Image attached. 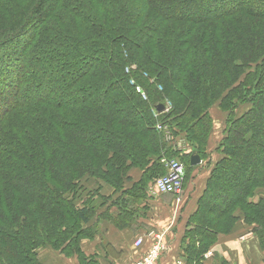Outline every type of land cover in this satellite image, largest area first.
Masks as SVG:
<instances>
[{
    "label": "trees",
    "instance_id": "16d2710c",
    "mask_svg": "<svg viewBox=\"0 0 264 264\" xmlns=\"http://www.w3.org/2000/svg\"><path fill=\"white\" fill-rule=\"evenodd\" d=\"M196 1L36 0L0 37V264H41L38 249L47 246L80 256L95 195L82 187L84 176L118 190L129 167L143 169L145 180L164 174L167 156L184 164L186 177L190 156L206 157L200 145L217 100L230 111L222 158L189 220L183 260L228 264L203 259L238 213L255 224L264 251V0H199L200 12ZM260 57V68L233 87L242 65ZM130 63L136 70L126 73ZM165 99L171 108L158 119L190 143L189 153L179 156L154 128L153 110ZM142 186L122 193L137 199Z\"/></svg>",
    "mask_w": 264,
    "mask_h": 264
},
{
    "label": "crops",
    "instance_id": "0c3cea01",
    "mask_svg": "<svg viewBox=\"0 0 264 264\" xmlns=\"http://www.w3.org/2000/svg\"><path fill=\"white\" fill-rule=\"evenodd\" d=\"M218 146L219 142L215 148L217 151L215 156L214 152H209L211 151L209 148L207 158H199L198 164L190 165L185 180H183V194L179 203L172 195L153 194L148 188L155 177L145 180L143 169L135 166L127 169L121 181V188L118 190H115L116 187L110 183L98 180L97 185L92 188L95 193L92 200L94 202L93 211L88 221L81 224L84 235L77 240L80 256L68 257L61 251L56 255L50 252V257L40 260L41 263L132 264L149 249L154 242V235L159 234L167 243V250L157 264H185L182 253L183 237L189 220L197 208L199 197L204 191L206 180L215 163L222 158ZM180 154L183 155L184 152L181 151ZM92 181L95 184V180L92 179ZM141 184L143 186L139 191L140 197L137 199L129 195L125 197V193H122V191L131 192ZM100 196L109 198L106 201L103 200L104 202L97 201ZM218 235L207 250L214 257L209 259L208 255L206 263L214 261L215 255L212 253V248L217 247L227 251L226 236L224 237L221 233ZM249 237V240L242 244L245 252L248 250L256 252V255L261 256V261H257L256 264H261L263 251L259 240L256 239L257 237L256 240H253V236ZM139 238L142 242L136 246L135 240ZM242 252L240 249L241 256Z\"/></svg>",
    "mask_w": 264,
    "mask_h": 264
},
{
    "label": "rangeland",
    "instance_id": "374dc122",
    "mask_svg": "<svg viewBox=\"0 0 264 264\" xmlns=\"http://www.w3.org/2000/svg\"><path fill=\"white\" fill-rule=\"evenodd\" d=\"M35 1L36 0H1V3H0V37L5 36V34H8L9 31L13 30L14 28L18 27L21 24L25 15L29 14V11L31 10V6L33 4H35ZM199 2L200 1L197 0L196 2L191 4L192 9L196 10V12H198L199 10H202V8L205 7L204 2H202L200 4H199ZM232 2H235V0H232ZM2 5L4 8H2ZM206 7H207V9H210V5L209 6L206 5ZM208 12L211 13V15H212V14L216 13L217 11L216 10H214V11L209 10ZM241 20H242V22H244L243 19H241ZM244 23H247V22H244ZM259 24L261 25V27H264V23H259ZM262 37H264V36L261 35L260 38H262ZM262 40H264V38H262ZM19 54H21V52ZM15 56L17 57L18 54L16 53ZM3 57L4 56H2V54L0 53V63L3 62V59H4ZM262 58L263 57L258 58L257 62L251 61V62H249V64L242 65L243 67H241L239 70L240 71L239 76H238L237 80H235V82H233L232 86L235 87V85H238L241 87V85H243L242 82L244 80L247 81V78H246L247 74H250L251 72L255 71L258 67L260 68L259 64L262 62ZM242 64H244V63H242ZM262 65H263V63H262ZM135 68H136V65L133 63L132 64L130 63V64L125 66L124 71L126 72V69H130V70L135 71L136 70ZM126 73H128V72H126ZM142 75L144 77L148 76L146 72H142ZM130 79H133V81H135V83H137L135 78L131 77ZM148 79L150 80V82H152L154 80L158 84V87H157L158 90L163 92L162 86L164 87V85H161L153 77H149ZM136 85H139L141 87V85L138 83ZM159 86H161V87L159 88ZM243 89H244V87H243ZM141 90L143 91L142 87H141ZM144 96H146L145 92H144ZM164 102L166 103V102H170V101L168 99H165ZM239 103L240 104L236 105L233 108L234 110H232L233 113H235L237 116L244 113L250 106L249 105L250 102L247 98L245 99V101H243V100L239 101ZM208 110H209V114L211 117L210 118L211 123H207V125H206V126H209V128H206V130H209V135L206 139L207 144L204 145L205 143L203 142L200 145V147L204 146L206 148L205 149L206 150V152H205L206 158L208 156V149L209 148L211 149V151H209V152H214V156L217 154V151L215 148H216L217 143L219 142V144H221V141L224 138L225 128L227 126V118L229 117V114H230V111L227 110L225 107L219 106L218 100L216 102H214V104ZM24 113H25V111L22 112L21 114H24ZM157 120H159L158 117H157ZM260 134H261V130H260ZM202 141L203 140H201L199 142H202ZM183 144H184V148L182 149V151L189 153L191 150L190 143H187L185 141V142H183ZM193 155H195V154H193ZM92 179H94V178H91L88 176H84L81 179L82 187L86 188L87 192H89V193L91 191H93L92 188L94 187V185H97V180L94 179L95 180V184H94V181H92ZM85 194H86V191L84 189V191L81 192V195H85ZM216 199L213 195V201L215 203H220V202H217ZM32 203L29 204L30 209L33 207ZM238 215H239V218L238 219L236 218L235 221L231 222V226L228 228L226 233H221L224 237L226 236L227 245L225 248L227 249V251H224L222 249L220 250L216 247V249L212 248V253L215 255L216 259L222 260V261L226 260V263H228V264H245V262H248V261H249L248 264H256V263H258L257 261H261L260 260L261 256L256 255V252H254L253 250H248L245 252V249H244L245 247L242 245L244 241L246 242L247 240H249L248 239V238H250L249 236H253V240L256 238V235L252 231V228H253V226H255V224H251V223H248L247 221H245L242 214L238 213ZM249 243L251 244V241H249ZM70 246H71V244H70ZM67 248L68 249H66L65 254L68 257H72V255L75 256L77 254V252H75L74 250L71 249L73 247H67ZM240 249H242V251H243L242 256L240 255ZM50 252H53V254L56 255V254H59L60 249H53L51 246L39 248L38 249L39 260L42 261L45 258L50 257L49 256V255H51ZM165 252L163 253V255L165 254ZM262 253H263V257H262V260H263L264 251ZM223 255L226 256L227 258L224 257ZM213 257L214 256L209 255V259L210 258L212 259ZM205 260H206V257L204 256L203 261H205Z\"/></svg>",
    "mask_w": 264,
    "mask_h": 264
},
{
    "label": "built area",
    "instance_id": "2783aa9c",
    "mask_svg": "<svg viewBox=\"0 0 264 264\" xmlns=\"http://www.w3.org/2000/svg\"><path fill=\"white\" fill-rule=\"evenodd\" d=\"M130 69H126V72H129ZM129 83L134 86L136 92H138L143 99L146 98L144 96V92L141 90L139 85H136L133 79L129 80ZM160 88V86H159ZM171 108L170 102H166L163 104V109L161 111L153 110V116L157 118L161 113H167ZM154 128L163 134V138L166 142L172 145L173 149L178 151H182L184 148L183 142L184 139H173V136L170 131V127L167 123L163 121L157 120L154 124ZM184 152V151H182ZM180 156V153L178 154ZM160 162L166 167V171L164 174L155 177L152 181V184L149 186V190L154 193L162 194V195H172L176 202H180L183 194V184L185 180V166L184 164L176 158H167L161 157ZM142 242L141 238L135 240V245L138 246ZM167 249V243H165L162 239V235L155 234L154 242L151 244L149 249L137 260L133 261L132 264H157V261L163 256V253ZM211 252H206L204 254L205 257L210 255Z\"/></svg>",
    "mask_w": 264,
    "mask_h": 264
},
{
    "label": "water",
    "instance_id": "95a60500",
    "mask_svg": "<svg viewBox=\"0 0 264 264\" xmlns=\"http://www.w3.org/2000/svg\"><path fill=\"white\" fill-rule=\"evenodd\" d=\"M156 108H157L158 111H161L163 109V105L159 104V105L156 106ZM199 162H200V159H199L198 155L195 154V155H192L190 157V165H194L195 166Z\"/></svg>",
    "mask_w": 264,
    "mask_h": 264
}]
</instances>
